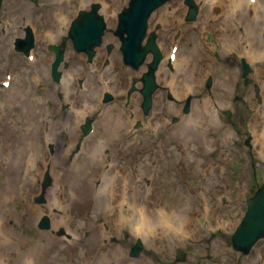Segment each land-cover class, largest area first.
<instances>
[{
	"label": "bare ground",
	"instance_id": "6f19581e",
	"mask_svg": "<svg viewBox=\"0 0 264 264\" xmlns=\"http://www.w3.org/2000/svg\"><path fill=\"white\" fill-rule=\"evenodd\" d=\"M88 1L51 0L50 6L44 8H73L74 3L85 5ZM179 1L176 0L177 3ZM198 1L202 9L206 10L196 22L204 53L198 51L194 58L189 56L181 60L179 50L174 61L176 70L170 72L166 67V61H163L159 75L166 82L171 78L172 90L178 95H185L191 89H195L192 87L193 84H202L204 76L212 68H215L218 83L212 98L197 105L193 114L184 117L181 124L174 126L178 135L181 134L176 146L170 145L175 140L165 137L161 141L156 139L149 144V147L161 145L164 150L163 155L174 159L168 167L170 170L166 171L167 178L159 188L155 187V182L151 189H147L148 194L152 195L155 194L156 188L160 190L156 206L164 204L166 209H154L151 213L145 211L143 218L138 217L132 209L133 203L139 201L137 181L135 180L136 187L132 186L129 192L120 190L123 182L134 179L137 175L141 177L138 181H141L149 173L147 164H141L135 169L131 158L136 156L137 148L135 147L133 154L130 151L134 145L116 143L117 147L128 154V159L114 162L108 169L103 150L110 146L109 142L94 144L88 142L87 149L85 148L80 156L77 155L69 160L67 153L72 151L76 140L74 137L69 140L60 138L64 133L59 131V127L67 129L70 136H73L72 131L77 129V122L84 112H80L78 118L70 115L72 111H67L62 115L64 118L60 117L59 121H55L52 108H41L36 102V95L24 92L16 100L22 109L18 120L16 119L11 125L0 126V204L3 200L7 204L9 214L15 215L20 221L19 228L14 231L12 228H6L4 218L1 217L0 232L3 240L0 242V251L7 247L12 255V258L11 256L9 258L14 259L15 263L25 264L27 259L32 257L36 264H43L47 258L54 255L59 260V264H166L167 257L173 255L172 250L176 245H186L197 238L204 239L207 243L205 233L201 234L197 217L199 211L204 209L207 220H212L214 216L226 220L228 216L226 208L218 202V189L212 188L210 182L204 179L200 184H196L195 181L200 174L202 175L199 152L211 145L209 135L212 128L218 130L220 127L213 106L229 102L232 76L239 71V68L230 69L228 66L224 67L223 63L213 62L208 48H220L224 53L236 52L238 55L247 56L255 63V75L262 81L264 92V38L262 37L264 18L261 13L263 5L261 0H257L254 5L250 4V0ZM103 2V10L114 25L116 17L112 12L125 0H103ZM215 4L222 15L211 18L209 9ZM5 9L0 11V17L16 14V18L22 16L23 23H26L30 20L29 14L35 6L31 0H8ZM182 10L186 11V8L179 7L172 11L161 9L157 12L158 19L164 25L162 30L164 39L167 38L168 32L172 31L170 25L173 21L177 20L179 24H183L182 14L180 15ZM48 17L47 25H54L57 22L52 11ZM241 26H243L242 30H240ZM210 31L213 32L215 40L208 39ZM37 35L39 36V31ZM65 85H68V82ZM11 87L13 82L9 88ZM73 89L74 87H70L67 90V100H71ZM253 106L255 111L250 116L249 122L255 141L264 152V103L263 105L254 103ZM135 108L138 117L141 115L139 97L135 98ZM168 109L171 113L179 112V108L173 103L168 104ZM122 123V119L113 121L110 132L119 129ZM230 128L231 126L226 130L229 131ZM41 140L44 142L39 148L38 143ZM47 141L56 142L58 147L57 154L52 158L45 149L44 144ZM183 141L186 143L182 144ZM141 151H144V147H141ZM50 166L55 172V184L49 190L48 204L41 206L33 203L32 197L36 193L42 173ZM120 167L123 168V172L117 175L115 171ZM99 177L104 178L102 188L97 187ZM125 196L132 197L129 210L123 207ZM117 202L120 207L117 206ZM104 206L109 213L110 222L115 223L116 228L120 229L122 225L127 224L135 233L139 228L143 230L142 237L149 238L150 241L151 256L144 254L141 258L131 260L120 245L112 242L103 243L105 233L98 232L96 218L103 215ZM96 208H101V212L98 213ZM45 211L50 212L54 218L53 230L64 224L68 230L74 231L76 236L69 241L72 243L64 246L63 238L56 237L53 231L35 230L37 220ZM60 211L62 213L59 214ZM28 228L32 229L33 233L28 234ZM86 229H89L90 233L88 237H83L82 232ZM8 238H14V241ZM210 246L212 245H205L202 264H216L220 260V264H227L228 249L223 244H215L214 246L220 249L218 254L214 250H206V247ZM58 253L62 255L59 256ZM30 261L28 260L27 264Z\"/></svg>",
	"mask_w": 264,
	"mask_h": 264
},
{
	"label": "rangeland",
	"instance_id": "374dc122",
	"mask_svg": "<svg viewBox=\"0 0 264 264\" xmlns=\"http://www.w3.org/2000/svg\"><path fill=\"white\" fill-rule=\"evenodd\" d=\"M6 1L4 0L3 8L6 5ZM38 2L39 9L35 8L29 15L32 17L39 25L40 31H45L49 25H47V22L44 20V15L48 13L47 10H51L52 7L44 8L43 5L45 3H50L51 0H33ZM92 1L91 0L87 3L89 5ZM103 2L102 0H100ZM127 3V0L120 6V8ZM36 4V3H35ZM104 4V2H103ZM180 4L184 3V0L180 1ZM175 0H171L167 4H165L163 7H165L167 10H172L170 8L176 7ZM161 7V8H163ZM0 8V9H1ZM79 8V7H78ZM160 8V9H161ZM65 12L67 14L73 13V11H70L71 8H64ZM160 9H158L156 12H158ZM53 10V9H52ZM63 10L62 8H55L53 11L58 12L60 15H64V12L58 11ZM211 10V9H210ZM43 11V12H42ZM117 11V10H116ZM114 12V14L116 13ZM213 11V9H212ZM156 12L153 14L152 17V26L155 27L156 23H161L158 20V16L156 15ZM212 17V16H211ZM16 18V17H15ZM19 21H22L21 17L16 18ZM162 24V23H161ZM178 22H176V25ZM25 27L22 29V25L17 24L13 27L9 24L8 21L3 20L0 17V41H5L6 46L12 45L14 39L16 36H22L25 32ZM11 29H14L15 34L9 35L8 31ZM21 30H24L23 33H20ZM161 31V29L159 30ZM19 32V33H18ZM176 33V29L173 28L172 31L169 33L170 35H174ZM264 34V31H263ZM213 38V37H212ZM167 50L169 49V46L171 44L170 39H166L165 41ZM39 41H37V47L39 49V63H29V62H22L20 61L21 70L19 74H17V68L16 64L13 62V58L5 56L4 58L0 59V77H4L3 71L6 69H14L16 73H14V86L12 91L17 92L19 94V90L25 88L29 89L28 84L32 85L34 90H38V84L40 78H33L32 72L37 71L36 66L38 65L39 68L44 72V67H47V76L49 77V59L47 57V48L46 46H40L38 45ZM185 56L186 57H195V54L197 53L198 48L200 47V37L198 34H195L194 37L190 34L185 40L183 45L181 46ZM13 48V47H12ZM213 58H218L221 62H223L226 66H231L233 68L239 67L238 74L234 75L232 79V84L230 87V100L229 103L224 104L223 106H214V111L218 114V119L220 118V124L221 127H223L222 131H218L215 129H212V132L210 133L209 137L211 139V145L208 148L201 149V152H199L200 161L202 162V175L200 174L197 178L195 183L200 184L202 183V180L209 181L212 185L211 187L214 189H218L217 198L218 202L221 205H224L226 208L227 218L226 220H222L218 218L217 216H214L211 223H209V220H207V217L204 215V211H199L197 217L200 221V229L201 234L204 232L205 236L207 237V243L204 239L197 238L192 239L189 241L186 245L178 244L175 246V248L172 250L173 255L171 257H167V264H172L174 260H176V254L177 249L179 247L183 248L187 252V259L185 262H192L193 264H202L204 259V249L205 245L210 244L212 246L206 247V250H214L216 253H220V249L218 247H215V244H223L227 249V257L228 262L227 264H257L259 261H264V240H261L252 250L250 255H243L242 253H239L235 251L232 248V234L236 228V226L241 221L246 209H247V199L252 195V193L264 182V154L261 151V147L258 146V144L255 142V136L252 131L249 119L252 114H254V103H257L259 105H262L264 101V95H263V86L262 83L257 79L255 76V66L249 61V59L245 55H241L240 57L236 54L233 55H224L221 51L215 50ZM2 51L0 50V53ZM12 52H15L12 49ZM23 55V53H21ZM19 56V55H18ZM23 59H25V56H22ZM242 58H244L252 67V71L249 74V77H251L252 81L248 84L245 83V80L243 78V69H242ZM26 60V59H25ZM47 65V66H46ZM123 65L122 63H119L118 66ZM145 65V64H144ZM143 65V66H144ZM141 67L140 71H142ZM169 67V66H167ZM3 73V74H2ZM39 75V73H38ZM158 75V73H157ZM208 75H212L214 78L213 86L211 88H208L206 86V82L208 79ZM205 77V80L203 82V87L198 88L196 91H190V93H193V106L191 113L193 112L195 106L200 104L202 100L211 98L213 95L214 88L218 82V76L211 72ZM83 76L81 73H77L76 77L77 79L79 77ZM48 81V79H47ZM94 84L93 86L98 89L100 86V82L98 80H93ZM160 82V81H159ZM258 84L260 86V96L258 97L255 91V86ZM76 87L79 89L80 85L77 80ZM162 88V89H161ZM24 89V90H25ZM161 89V90H160ZM160 91L158 90L156 92V99L158 97L163 99L165 106H167L169 103H172L173 100L169 99V89L170 86H168L165 81L163 83L160 82ZM100 90V88H99ZM35 93V92H34ZM161 93V94H160ZM9 89H5L0 84V126H2L3 122H6L10 125L13 124L16 120V114L14 113L18 110H15L12 106V100L9 98L10 96ZM180 100L186 99V96H177ZM178 99V100H179ZM176 101V104L178 107L180 106L179 103L181 101ZM79 102V101H78ZM80 103V102H79ZM14 104V103H13ZM183 107H180V112L178 114L170 115L169 117V127L164 126L166 124V118L169 115V112L167 108L162 109L160 111V118H155L153 120V113L151 117V122L153 126L151 127V133L150 136L145 135V131H143V135L141 137H135L134 139L130 141H140L138 144L140 147L144 146L145 143H150L153 140H156V138L161 141L164 137L166 139L173 138L175 139V142L173 144L170 143L171 147H174L177 145L179 139L174 132L173 128L174 125H179L178 123H174V117L176 115L181 117V121L183 120ZM157 111L153 110V112ZM180 121V122H181ZM179 122V123H180ZM81 125V122L79 123V127ZM227 125H230L231 128L229 129V132L226 131ZM160 127V133L156 135V130ZM79 134L82 135V132L79 131ZM81 135H78L79 139H81ZM156 137V138H154ZM250 139L251 146L246 144V141ZM84 141L85 138H82ZM132 143V142H129ZM182 144L186 143V141L181 142ZM151 144V143H150ZM51 145H56L53 142H49L46 144V148L49 152V154L52 156L56 153H53L51 150ZM40 146V144H39ZM116 149V147H114ZM114 149H112L111 154H107L106 150L104 151L105 157L107 161L110 158H113L117 156V154L114 152ZM73 154H70L68 157L69 159H73V157L76 155L75 152V146L73 148ZM140 155V159H136L137 161L143 163L149 162L152 166L158 168V170L152 173V176L155 177L156 185L155 187L159 188V186L162 184V182L167 178L166 171L170 170L168 167L171 166V164L174 162V159L167 158L165 155H163L164 150L161 145H158L157 147L152 146L150 149L143 153L138 152ZM119 159V158H117ZM150 159V161H148ZM112 160V159H110ZM125 160V159H123ZM51 171V170H50ZM45 173V172H44ZM41 177V180L39 182V185L37 186L36 194H34L33 201L37 202L35 200L36 196L40 194L41 192V185L43 181V176ZM52 176H53V183L55 181V176L52 170ZM148 175L144 177V181ZM98 186L102 184V181H98ZM130 183V181H129ZM103 185V184H102ZM101 185V186H102ZM145 182H143V185L141 183L138 184V190L139 195L144 197L146 199L145 203H140L145 205L150 212H152L156 206L155 201L160 195V190L156 188V192L154 195H147V192L145 190ZM100 188V187H99ZM151 189V188H149ZM122 190V188H121ZM185 190V188H184ZM48 202V197L46 194V201L45 203H39L42 206H46ZM38 204V202H37ZM212 204V201L210 202V205ZM2 210H0L3 213V217L5 218L7 226L9 228H12L14 231L19 228V219L14 215H10L8 211V207L6 203H1ZM105 206L103 207L102 211L105 210ZM97 212H101V208H96ZM106 212V211H105ZM105 212L102 216H100L96 220L97 230L99 233H106V237L103 238V243H116L120 245L121 248L124 249L126 256L128 258L137 259L141 258L145 255L151 256V247H150V241L144 240L145 248L140 253L138 257H132L130 256V251L136 242V238H134V232L133 230L128 229V227H125L122 229V227L119 228H113V224L110 222V220L106 217ZM48 214L50 215L52 221L53 217L49 212H44L43 215ZM42 218V217H41ZM41 218L36 223V229H40L38 227V223L41 220ZM210 224V225H209ZM52 229V226H51ZM204 230V231H203ZM39 231V230H38ZM64 231V232H61ZM27 233L31 234L33 233V230L28 228ZM53 233L59 237V235H65L67 240L75 237V234L73 231H69L67 227L61 226L53 231ZM67 233H70L71 236H68ZM90 233V230L83 231L82 235L83 237H88ZM60 238V237H59ZM2 241L1 235H0V242ZM148 242V243H147ZM68 243L64 241V246H67ZM56 252V251H55ZM58 255H62V253H58ZM9 256V249L5 247V250H2L0 252V260H4L6 263H2L0 261V264H18V262L15 263L14 259H10ZM177 261V260H176ZM178 262V261H177ZM44 264H59V260L54 255H51V257L44 263ZM216 264H220L218 261Z\"/></svg>",
	"mask_w": 264,
	"mask_h": 264
},
{
	"label": "water",
	"instance_id": "95a60500",
	"mask_svg": "<svg viewBox=\"0 0 264 264\" xmlns=\"http://www.w3.org/2000/svg\"><path fill=\"white\" fill-rule=\"evenodd\" d=\"M164 0H132L130 8L124 12V22H127L125 32L129 35L135 36L142 27V31L145 29L146 20L150 12L158 6ZM95 14V12H94ZM144 14V15H143ZM143 15V18H142ZM82 24V30L77 34L80 36L78 41L79 46H85V44H94L100 38L102 30L99 31L101 25L94 21V18L90 14L84 15L80 19ZM79 24L75 22L74 26ZM103 27V25H102ZM124 32V31H123ZM93 36V37H87ZM87 37V38H86ZM31 39L25 40L21 43L24 50H28L29 42ZM155 67V64L153 65ZM153 88L146 89L145 94L149 96ZM264 236V186L256 194L255 197L249 200V210L243 223L239 226L237 232L234 235L235 248L241 249L245 252H249L251 247L256 241Z\"/></svg>",
	"mask_w": 264,
	"mask_h": 264
}]
</instances>
